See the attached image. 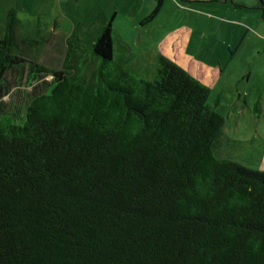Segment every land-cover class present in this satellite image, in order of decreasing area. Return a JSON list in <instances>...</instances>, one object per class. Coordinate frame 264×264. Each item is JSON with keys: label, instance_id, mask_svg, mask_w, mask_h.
I'll return each mask as SVG.
<instances>
[{"label": "trees", "instance_id": "1", "mask_svg": "<svg viewBox=\"0 0 264 264\" xmlns=\"http://www.w3.org/2000/svg\"><path fill=\"white\" fill-rule=\"evenodd\" d=\"M17 25L10 8L0 98L24 68L43 85L0 111V264H264V170L218 153L205 83L165 54L153 79L119 63L112 18L58 67Z\"/></svg>", "mask_w": 264, "mask_h": 264}, {"label": "rangeland", "instance_id": "2", "mask_svg": "<svg viewBox=\"0 0 264 264\" xmlns=\"http://www.w3.org/2000/svg\"><path fill=\"white\" fill-rule=\"evenodd\" d=\"M157 2L0 0V37L6 12L13 8L18 33L32 43L29 54L58 67L73 30L80 43L91 46L103 23L116 14L115 59L153 79L159 54L177 58L209 87L207 103L224 117L218 153L264 170V0H162L150 22L137 21L150 14ZM30 77L24 68L17 87L0 98L1 114L21 111L15 108L23 107L18 105L20 99L43 85Z\"/></svg>", "mask_w": 264, "mask_h": 264}, {"label": "crops", "instance_id": "3", "mask_svg": "<svg viewBox=\"0 0 264 264\" xmlns=\"http://www.w3.org/2000/svg\"><path fill=\"white\" fill-rule=\"evenodd\" d=\"M162 3H163V2H162ZM158 11H159V9H158ZM158 11H157V13H158ZM157 13H156V15H158ZM115 16H116V14H114V15H112V16L109 17V18H112V21H113V26H114V27H113V33L115 34V37H114V38H116V33H115V32H116L117 29H118V28L116 29V24H115L116 17H115ZM142 16H143V15H142ZM142 19H143V17H141V15H140V16L137 18V21H141ZM121 38L123 39L122 36H121ZM124 38H125V37H124ZM142 38H143V37L141 36V34H139V35H138V39L140 40V39H142ZM165 40H167V38H166ZM165 42H166V41H165ZM182 48H183V43H182V47H181V50H180V51H182ZM165 55L169 56L170 58H172V59L175 60V61H176V59H177V58H175V57L173 58L172 56H170V55H168V54H165ZM176 62H177V61H176ZM177 63H179V62H177ZM181 66H182V65H181ZM132 70H133V69H132ZM134 71H135V70H134Z\"/></svg>", "mask_w": 264, "mask_h": 264}]
</instances>
